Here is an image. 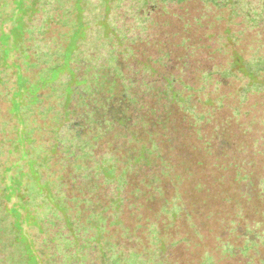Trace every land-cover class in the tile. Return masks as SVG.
<instances>
[{"label":"rangeland","instance_id":"374dc122","mask_svg":"<svg viewBox=\"0 0 264 264\" xmlns=\"http://www.w3.org/2000/svg\"><path fill=\"white\" fill-rule=\"evenodd\" d=\"M151 4L161 13L134 49L187 85L158 139L170 168L164 195L186 212L162 215L160 197L129 186V229L111 228L114 237L146 244L145 228L157 222L164 250L133 252L123 264H264V0H0V264L60 263L64 225L51 213L78 207L63 193L66 158L48 145L74 115L70 106L82 104L74 68L100 91L93 60L132 58L118 17ZM252 231L255 242L246 239Z\"/></svg>","mask_w":264,"mask_h":264},{"label":"trees","instance_id":"16d2710c","mask_svg":"<svg viewBox=\"0 0 264 264\" xmlns=\"http://www.w3.org/2000/svg\"><path fill=\"white\" fill-rule=\"evenodd\" d=\"M158 13H161L160 5L151 4L130 16L118 17L117 27L125 29L132 58L124 62L119 53L116 62L111 63L107 58L99 62L93 60V69L102 71L105 79L103 88L97 93L95 81L84 76L80 65L74 68L73 89L77 99L82 98V104L70 106L74 115L63 126H56V139H51L48 145L57 144L51 152L55 150L57 155L66 158L65 163L60 164L65 168V174L61 173L66 183L63 193L65 201L74 200L78 207L67 217H61V213L52 208L51 216L61 218L58 223L64 225L59 229L63 234L57 236L55 247L59 264H123L133 252L143 258L147 257L145 253L163 252V234L157 222H150L145 228L146 244H138L129 233V242L114 237L111 228L122 229L124 234L129 229L122 219L129 186L138 196L144 193L160 197L162 215L165 213L174 220L186 212L178 201L169 207V199L164 195L163 183L170 168L158 139L162 130L168 128L173 105L179 103L177 100L187 85L174 75L160 73L148 61L138 60L134 49L135 45L148 40L149 28ZM115 66L121 74L119 77L110 71ZM103 143H107L110 150L103 149ZM138 178L145 190L137 182ZM68 179L76 190L68 189ZM260 186L264 189V181L261 180ZM58 197L62 204L59 194ZM76 234L79 240L68 238ZM248 235L246 239L255 242L257 235L253 231ZM78 244L89 251L77 257L71 253V248Z\"/></svg>","mask_w":264,"mask_h":264}]
</instances>
